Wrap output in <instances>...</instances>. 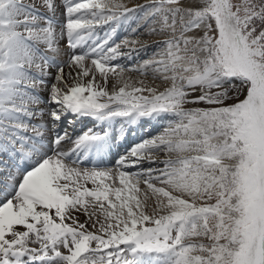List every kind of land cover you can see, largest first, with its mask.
Segmentation results:
<instances>
[{
  "label": "snow or ice",
  "instance_id": "6c2138e0",
  "mask_svg": "<svg viewBox=\"0 0 264 264\" xmlns=\"http://www.w3.org/2000/svg\"><path fill=\"white\" fill-rule=\"evenodd\" d=\"M0 264H264V0H0Z\"/></svg>",
  "mask_w": 264,
  "mask_h": 264
},
{
  "label": "rangeland",
  "instance_id": "374dc122",
  "mask_svg": "<svg viewBox=\"0 0 264 264\" xmlns=\"http://www.w3.org/2000/svg\"><path fill=\"white\" fill-rule=\"evenodd\" d=\"M122 1H126V0H122ZM121 1V2H122ZM131 2V4L132 5H134V7L136 6V5H144V4H147L148 2H149V0H127V2ZM135 17H136V19H135ZM131 18H134V19H132V20H129L128 21V23L126 24V26H125V29H122V33L120 34V36L117 38V40L115 41V43H119V42H121L123 39H125V38H127V39H129V40H138L139 42H140V44L141 45H144L146 42V44L148 45V46H150V44H154L152 47H154V48H152V50L151 49H149L148 51H145V52H143L142 53V51H140L139 53H137V54H139V55H134L133 56V59H131L132 60V62H131V60H129V59H127V58H123L124 60H122L123 62L122 63H120L121 65H123V66H125V67H127L128 65H133V66H138L139 64H141V63H143V61H145V60H150V59H153L154 58V54L158 51V47H157V44L156 43H153V42H149L150 41V39H154V38H159L160 39V37H158V36H154V35H149L148 34V32H147V27L149 26L148 25V23H146V21H145V19H144V13L143 12H140V13H137V14H135L133 17H131ZM98 28H100V27H98ZM133 28H138V31L136 32V33H132V29ZM105 29H106V31L108 32V33H110L111 32V29H112V24L111 25H105ZM158 39V40H159ZM157 40V41H158ZM138 47H139V45H138ZM124 51H126V49H124ZM135 56H136V58H135ZM126 60H129L130 61V63H127V61ZM126 75H133V76H136V77H139L140 79H143V77H141L138 73H126ZM148 80L149 81H151V73H149V77H148ZM157 83H160L159 81H157ZM163 87V85H161V88ZM153 124H156V125H158V129L157 130H155V131H153L152 133H149L148 132V129H146L147 131H144V132H142V135L141 136H147V137H144V138H142V139H138L137 141H135V143H133L132 145H131V147L134 145V144H136V143H139V142H141L143 139H147V138H150V137H152V136H155V135H157V134H159L160 132H162L163 131V128L166 126V124H167V121H161L160 122V128H159V124L158 123H155V121H151ZM115 126V125H114ZM145 126V125H144ZM144 129V128H143ZM142 129V130H143ZM114 130H118V127H115L114 128ZM76 131H77V129H76ZM146 132H148V133H146ZM137 134H138V136L140 135L138 132H137ZM133 135V134H132ZM138 136H137V138H138ZM137 138H135V140L137 139ZM132 142H134V140L132 141ZM130 147V148H131ZM123 155V154H122ZM166 158H168L167 157V155L165 154V153H160L159 154V159H161V160H163V159H166ZM144 167L145 168H147V167H149V165H147V163L144 165ZM151 167L152 168H160V167H163V165L162 164H153V165H151Z\"/></svg>",
  "mask_w": 264,
  "mask_h": 264
},
{
  "label": "bare ground",
  "instance_id": "6f19581e",
  "mask_svg": "<svg viewBox=\"0 0 264 264\" xmlns=\"http://www.w3.org/2000/svg\"><path fill=\"white\" fill-rule=\"evenodd\" d=\"M122 1V0H121ZM127 7H134V5H132L131 4V2H127V0L124 2V1H122ZM159 39V38H158ZM157 38H154V39H150V41L149 42H153V43H156V41L158 40ZM89 43H91V41H89ZM147 43V42H146ZM144 44V45H147V44ZM154 44H150V46H148L144 51H142V53L143 52H145V51H148L149 49H151L152 50V48H154V47H152ZM61 49H62V52H61V54H60V56H58L57 57V59L58 60H64V59H66L67 58V56L70 54L68 51H67V48L63 45V44H61ZM76 51H80V49H77ZM134 55H139V54H137V53H133V56ZM135 56V57H136ZM138 57V56H137ZM65 71H67V69H65ZM126 78H130L132 81H138V80H140V78L139 77H136V76H133V75H126ZM147 82H149V83H151V81H147ZM143 124V122L142 123H140V124H138V125H136V126H132L133 127V130H137L138 131V133L139 134H142V132L144 131V130H142L143 128H141L140 129V125H142ZM99 125V124H98ZM98 125H96L95 127H94V129L93 130H95V131H99L100 130V125H99V129H96L97 128V126ZM150 128V127H149ZM158 129V125H156V124H153V127L151 128V131L149 132V133H152L153 131H155V130H157ZM159 130V129H158ZM75 132V134L76 135H79L80 134V132H78V131H74ZM133 137L132 136H130V139H132ZM122 145H123V143L121 144V147H122ZM71 147V145L69 144V145H65V149H68V148H70ZM80 219H81V221H83L84 219H86L83 215H81L80 216ZM91 230V229H90Z\"/></svg>",
  "mask_w": 264,
  "mask_h": 264
}]
</instances>
